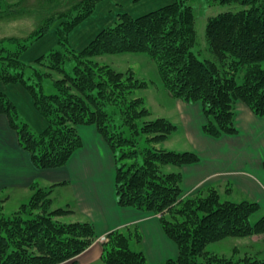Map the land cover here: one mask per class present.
<instances>
[{
    "label": "trees",
    "instance_id": "trees-1",
    "mask_svg": "<svg viewBox=\"0 0 264 264\" xmlns=\"http://www.w3.org/2000/svg\"><path fill=\"white\" fill-rule=\"evenodd\" d=\"M98 1L65 0L60 17L70 18L65 23L67 30L91 14ZM21 2L0 0V22L23 16L25 10L15 9ZM205 2L241 7L207 19L205 40L210 58L202 60L201 53L193 51L197 33L189 0H175L138 17L120 14L113 26L102 29L72 56L75 66L71 74L63 69L66 57L61 52L38 58V66L62 76L54 80L51 95L43 92L40 83L51 73L33 68L39 81L29 84L23 79L25 64L20 60L21 53L47 26L26 37L1 38L0 81L24 85L46 126L37 134L19 122L13 102L1 91L0 114L8 118L19 146L38 169L64 167L82 146L77 127L95 126L115 159L118 206L157 215L164 234L177 246V257L162 264H264L258 254L240 255L238 249L230 256L207 250L210 244L227 238H264V216L254 224L249 221L259 205L248 199L221 200L217 188L184 197L179 169L199 163V155L162 146L177 126L165 118L150 119L143 99L132 97L147 83L130 70L115 72L93 61L102 55L146 54L172 98L201 105L205 135L218 139L237 134L236 102L264 118V0ZM167 167L174 170L166 172ZM262 167L264 170V160ZM31 189L29 200L9 216L3 213L0 201V264H61L93 244L97 235L91 223L62 222L60 218L72 210L53 208L51 190L35 185ZM133 231V236L128 227L107 234L101 244L105 264H147L142 250L131 248L133 239L137 245L141 241L137 228Z\"/></svg>",
    "mask_w": 264,
    "mask_h": 264
},
{
    "label": "crops",
    "instance_id": "crops-1",
    "mask_svg": "<svg viewBox=\"0 0 264 264\" xmlns=\"http://www.w3.org/2000/svg\"><path fill=\"white\" fill-rule=\"evenodd\" d=\"M164 93L171 103L174 100L173 104L178 110L181 104L198 107V114L191 113L181 117L180 126L170 117L161 116L170 119L177 126L176 131L165 142L168 144L174 138L172 141L176 147L166 148L181 152L193 151L200 157L199 163L179 169L183 195L210 180L212 186L232 185L229 187L239 196L233 198L235 201L246 197L256 202L261 210L264 206V118L255 116L243 102H236L235 126L238 133L212 138L202 131L205 117L199 103L187 104L172 98L166 90ZM77 131L82 146L64 167L38 169L29 154L19 146L8 118L0 114V201L6 205L14 195L19 197L20 205L24 204L32 195L33 185L51 190V198L55 190L62 188L65 198L62 206L57 208L72 210L64 216L68 218L66 223H91L97 239L114 230L135 227L141 236L138 248L142 249L148 264H162L176 258L177 246L164 234L157 215L118 206L114 186L115 159L96 127L78 126ZM233 164L234 167L231 166ZM225 175L228 176L227 179L212 181ZM240 195L243 197L240 198ZM262 240L264 238L251 237V244ZM73 263L105 264L102 260L101 243L93 242L77 257L61 264Z\"/></svg>",
    "mask_w": 264,
    "mask_h": 264
},
{
    "label": "rangeland",
    "instance_id": "rangeland-1",
    "mask_svg": "<svg viewBox=\"0 0 264 264\" xmlns=\"http://www.w3.org/2000/svg\"><path fill=\"white\" fill-rule=\"evenodd\" d=\"M7 1L16 3L19 0ZM64 1L65 0H23L21 5L19 4L18 7H15L17 10L21 8L20 11L22 12L23 10L26 11L23 12L25 13L23 16H18V18L14 20L0 22V39L11 36L26 37L30 32L36 33V30L40 26H47V31L43 32L38 39L31 42L27 49L20 55V60L25 64L23 79H25L27 83L32 84L33 82L39 81L38 77L34 74L33 68H37L42 74L49 73L50 75L51 73V77H43L40 81L43 87V92L46 95L55 93L53 82L56 79H60L62 76L58 72L50 71L45 67L38 66L36 62L38 58L47 57L53 52H61L66 57L63 69L65 72L71 74L75 66V61L72 56L83 50L102 29L113 26L120 14L127 13L132 17H138L170 4L175 0H100L95 4L91 14L85 19L79 21L69 30H67L65 23L69 21L70 18L61 19L62 17H60V14L65 12V9L61 7ZM189 4L194 10L195 30L197 33V46L193 51L201 53L199 55L200 59H208L210 56L206 50L207 44L205 40L207 19L226 11L238 10L241 7L235 4L209 5L205 0H189ZM1 12L2 11H0V15L2 14ZM48 19H52V21L47 22L46 20ZM93 61H95L98 66H108L115 72L126 73L130 70V72L135 75L136 79L140 82L147 83L145 89L135 91L132 97L143 99L146 109L150 112V119L165 118L161 116L166 115L175 123L177 122L176 124H179L180 126V120L183 115H189L191 113L198 114L197 105H195V110V107L183 106L181 104L180 109L178 110L173 104L174 100L171 103L167 99L164 93L165 90L158 77L156 65L146 54L128 53L119 55H102L95 57ZM0 91L4 92L13 102L17 110L19 122L26 123L31 131L37 134L43 130L46 126V121L38 111H36L32 98L24 85L21 83L6 84L0 81ZM107 109L111 111V107L107 106ZM165 119L175 124L170 119ZM172 139L174 138H171V142L168 144H165V141L162 146L164 148H166V146H169L170 148L176 147V144ZM177 146L181 147L182 145L177 144ZM231 166L234 167V164ZM173 170L174 168L171 167L165 169L166 172ZM227 178L228 176L225 175L221 178L217 177L216 179H212V181ZM210 183V180L202 183L190 193H186V195L184 194V197L195 196L197 193L203 194L209 188H217L218 192L221 194V200L233 199L236 195L239 197L232 187L229 188V186H232L230 184H222V187H219L212 186ZM52 197L53 198L51 199L54 201L53 208L62 206V202L65 198L63 189L58 188L55 190ZM241 197L243 196L240 195V198ZM11 198L10 201L5 203L6 205L1 204L4 209L3 213L6 216L14 213L20 205L19 197L13 195ZM243 198L244 199H238V201L247 199L246 197ZM263 216L264 206L261 210L259 209L252 214L249 221L251 224H254ZM67 219L68 218L66 217L60 218V220L65 223L68 222ZM128 228H131V234L133 236L134 227ZM251 243V238H227L220 242L210 244L207 247V250L219 255L230 256L234 249H238L237 252L240 255L258 254V256L264 258V240L254 244ZM130 245L133 250H138V245L136 244L135 239L131 241Z\"/></svg>",
    "mask_w": 264,
    "mask_h": 264
},
{
    "label": "built area",
    "instance_id": "built-area-1",
    "mask_svg": "<svg viewBox=\"0 0 264 264\" xmlns=\"http://www.w3.org/2000/svg\"><path fill=\"white\" fill-rule=\"evenodd\" d=\"M106 240H107L106 237H105V236H102V237H100V238L98 239L97 242L102 243V242H104V241H106Z\"/></svg>",
    "mask_w": 264,
    "mask_h": 264
}]
</instances>
